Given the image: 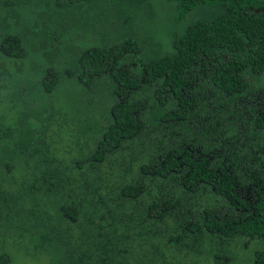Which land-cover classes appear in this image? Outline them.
<instances>
[{
  "label": "trees",
  "instance_id": "1",
  "mask_svg": "<svg viewBox=\"0 0 264 264\" xmlns=\"http://www.w3.org/2000/svg\"><path fill=\"white\" fill-rule=\"evenodd\" d=\"M153 1L0 0V264H264V1Z\"/></svg>",
  "mask_w": 264,
  "mask_h": 264
},
{
  "label": "rangeland",
  "instance_id": "2",
  "mask_svg": "<svg viewBox=\"0 0 264 264\" xmlns=\"http://www.w3.org/2000/svg\"><path fill=\"white\" fill-rule=\"evenodd\" d=\"M203 5L205 6V9H203L200 6L198 8L200 9V11L198 10L194 11V14H192L194 18L206 19L209 18L210 15L213 16V11L210 10V8L214 7L215 5H209V4H203ZM152 10L153 12L157 13V16H159L163 20L170 18V14L172 13V9L170 5L160 0L153 1ZM177 31H179V28H176V32ZM155 33L157 36L161 35L160 32L157 30H155ZM165 39L167 40V38L162 39L163 40L162 45L164 50L167 49V45H168V43H165ZM34 106H38V105L34 104ZM44 261H45V257L43 255L28 256L17 253V255L11 261L10 264H43ZM195 261L196 264H209V262L204 258H197Z\"/></svg>",
  "mask_w": 264,
  "mask_h": 264
},
{
  "label": "flooded vegetation",
  "instance_id": "3",
  "mask_svg": "<svg viewBox=\"0 0 264 264\" xmlns=\"http://www.w3.org/2000/svg\"><path fill=\"white\" fill-rule=\"evenodd\" d=\"M176 1H177V5H179L180 3H182L181 0H176ZM176 1H175V0L170 1V2H172L174 9H175V5H176ZM193 1H194V2H200V4H198V5L194 6V7L201 6V5H203V4H208V3H209L208 1H201V0H193ZM206 2H207V3H206ZM209 4H210V3H209ZM203 6H204V5H203ZM194 7H193V8H194ZM250 9H252L254 12H256V11L264 10V7H256V8H252V7H250ZM186 11H187V14H185V15H183V16L185 17L184 20H187V19H188V20H187L188 23L186 24V25L188 26V25H190L191 23H193L194 21H196L197 19L194 18V17L192 16V14H194L195 9L192 10V11H189V10H186Z\"/></svg>",
  "mask_w": 264,
  "mask_h": 264
},
{
  "label": "water",
  "instance_id": "4",
  "mask_svg": "<svg viewBox=\"0 0 264 264\" xmlns=\"http://www.w3.org/2000/svg\"><path fill=\"white\" fill-rule=\"evenodd\" d=\"M264 1V0H263Z\"/></svg>",
  "mask_w": 264,
  "mask_h": 264
}]
</instances>
